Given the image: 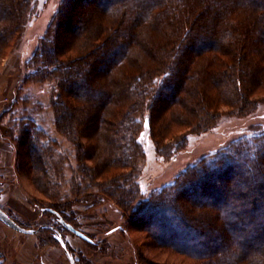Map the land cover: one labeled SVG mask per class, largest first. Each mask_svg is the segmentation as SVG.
I'll return each mask as SVG.
<instances>
[{
  "label": "trees",
  "instance_id": "trees-1",
  "mask_svg": "<svg viewBox=\"0 0 264 264\" xmlns=\"http://www.w3.org/2000/svg\"><path fill=\"white\" fill-rule=\"evenodd\" d=\"M34 3L0 0V59L23 34ZM26 68L24 83H55L56 131L75 146L88 181L104 179L86 192L98 191L123 209L139 202L129 227L194 264H264V129L201 159L146 201L137 180L146 114L163 154L185 146V136L170 148L163 144L173 127L206 133L219 123L221 107L243 117L264 104L256 97L264 92V0H63L55 30ZM13 120L16 171L32 173L36 189L52 200L47 212L56 222L40 229L60 245V227L67 230L60 221L77 225L72 204L60 201L54 141L35 119ZM76 187L75 203L100 198ZM193 192L204 203L186 198Z\"/></svg>",
  "mask_w": 264,
  "mask_h": 264
},
{
  "label": "rangeland",
  "instance_id": "rangeland-1",
  "mask_svg": "<svg viewBox=\"0 0 264 264\" xmlns=\"http://www.w3.org/2000/svg\"><path fill=\"white\" fill-rule=\"evenodd\" d=\"M62 1L36 0L31 14L27 17L23 34L0 59V71L2 60L7 58L14 71H21L24 76L29 72L26 62L37 49L41 48L50 27L55 30L56 15ZM81 6L84 5L81 4ZM70 56L72 57L69 54ZM162 78L159 77L157 83L154 84L155 87H158ZM21 85L25 87L22 91L24 100L16 104L21 112L19 118L27 116L35 119L38 126L48 134L44 133L47 138L54 141L53 161L60 162L62 170L61 191L63 197L60 201L66 200L72 204L76 229L92 240V242H86L60 227L61 233H63L61 237L75 262L77 264H194L170 250L155 247L152 239L145 232H139L129 227L132 220V207L138 208L139 202H134L128 208L123 209L117 201L102 196V193L98 191L90 189L92 192H86L85 186L102 185L104 179L97 177L89 182L88 175L83 174L80 170L75 146L68 138L56 131L55 116L50 108V98L55 83L50 81L41 85L23 82ZM256 97L264 100V92L259 93ZM220 113L222 117L217 126L206 133H189L187 128L173 127L163 144L169 145L170 148L174 146L175 139L185 136L187 139L185 146L178 151H166L163 154L156 150L150 136L147 114L145 115L139 135L144 158L141 160L137 176L142 201H146L151 194L173 184L181 173L197 164L201 159L221 151L234 141L250 137L252 131L264 129V104H261L254 113L248 116L241 117L236 110L227 107H221ZM11 121L10 125H12ZM7 139L10 141L9 131ZM84 164L88 169L93 167L91 162H84ZM14 169L17 183L26 199V208L24 211L18 207L11 208L7 214L24 228L36 230L34 237L38 243V253L33 264H70L61 245L53 240L49 232L40 229L42 226H54V218L47 212L52 208V200L36 189L32 183V173L18 174L15 166ZM129 172V170H125L124 174L129 175ZM250 182H253V179ZM76 185L81 187V191L85 195L91 194L100 198L96 199L97 201L92 205L81 201L75 203L71 195ZM189 194L193 195L186 198L192 201L194 206L204 203V199L195 196L194 192ZM262 209H264V204ZM208 215L213 217V212ZM154 223L156 225L158 222ZM57 227L59 228V226ZM151 227L154 233L159 232L154 225H150ZM218 246L213 245L211 249Z\"/></svg>",
  "mask_w": 264,
  "mask_h": 264
},
{
  "label": "crops",
  "instance_id": "crops-1",
  "mask_svg": "<svg viewBox=\"0 0 264 264\" xmlns=\"http://www.w3.org/2000/svg\"><path fill=\"white\" fill-rule=\"evenodd\" d=\"M8 62L2 60L0 71V209L6 213L11 208H26L14 169L15 149L7 139L10 121L21 114L16 104L24 100V75L11 69ZM37 244L34 235L19 233L0 221V264H33Z\"/></svg>",
  "mask_w": 264,
  "mask_h": 264
},
{
  "label": "water",
  "instance_id": "water-1",
  "mask_svg": "<svg viewBox=\"0 0 264 264\" xmlns=\"http://www.w3.org/2000/svg\"><path fill=\"white\" fill-rule=\"evenodd\" d=\"M0 221L2 223H4L5 225H7L8 227H10L11 229L22 233V234H27V235H34L36 233V230H32V229H26L21 227L20 225H18L6 212H4L3 210L0 209ZM60 223L71 233H73L74 235H76L77 237L83 239L86 242H92V240H90L86 235H84L82 232L78 231L77 229H75L73 226L65 223L64 221H60ZM57 240L59 241L62 249L64 250L70 264H76L74 261V258L70 255L69 251L66 248V245L64 243V240L62 239L61 236H57L56 237Z\"/></svg>",
  "mask_w": 264,
  "mask_h": 264
},
{
  "label": "flooded vegetation",
  "instance_id": "flooded-vegetation-1",
  "mask_svg": "<svg viewBox=\"0 0 264 264\" xmlns=\"http://www.w3.org/2000/svg\"><path fill=\"white\" fill-rule=\"evenodd\" d=\"M53 222H54V224H55L56 221L53 219ZM42 227H49V226H42ZM62 239H63V238H62ZM63 240H64V239H63ZM65 245H66V244H65ZM66 248H67V247H66Z\"/></svg>",
  "mask_w": 264,
  "mask_h": 264
},
{
  "label": "built area",
  "instance_id": "built-area-1",
  "mask_svg": "<svg viewBox=\"0 0 264 264\" xmlns=\"http://www.w3.org/2000/svg\"><path fill=\"white\" fill-rule=\"evenodd\" d=\"M7 102V101H6Z\"/></svg>",
  "mask_w": 264,
  "mask_h": 264
}]
</instances>
